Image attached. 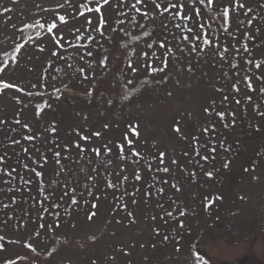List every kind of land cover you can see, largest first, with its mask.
<instances>
[{"label":"rangeland","instance_id":"1","mask_svg":"<svg viewBox=\"0 0 264 264\" xmlns=\"http://www.w3.org/2000/svg\"><path fill=\"white\" fill-rule=\"evenodd\" d=\"M240 2L209 20L195 16L207 13L198 0L175 18L151 0L139 13L135 0H0V69L24 89L0 94V264H264V0ZM97 6L110 28L96 24ZM149 7L154 19L142 16ZM193 43L204 52L189 54ZM162 61L164 73L148 67ZM129 121L139 156L119 152L122 135L135 141ZM105 141L112 150L97 157Z\"/></svg>","mask_w":264,"mask_h":264},{"label":"snow or ice","instance_id":"2","mask_svg":"<svg viewBox=\"0 0 264 264\" xmlns=\"http://www.w3.org/2000/svg\"><path fill=\"white\" fill-rule=\"evenodd\" d=\"M13 2L15 3L16 0H13ZM68 0H65V3H67ZM97 3H99V0H97ZM142 3H145L146 7H148L147 3H146V0H135V3L131 5V8L134 9L137 13H139L141 11V9L139 7H137V5H140ZM197 3V0H163V3H160V2H157V0H151V4L154 6V9L155 10H161L158 14L160 15H163V14H168V13H173V18H175L176 15H179L181 10H184V9H188L191 5ZM198 3L200 5H203L204 8L207 9V13H203V10L199 7H196L194 9V14L196 17H200L202 14L204 15H207V18L209 20H214L215 16L218 14L220 16V19L223 20L225 17H229L230 13H236L238 14L241 10H244L245 9V3H242L240 2V0H223L222 4L220 5V7H217L216 6V3H215V0H198ZM111 4V0H103V5L104 6H109ZM59 7H63L64 5L63 4H58ZM37 7H39V5H37ZM5 12H8V11H11V9H8V8H5L4 9ZM41 11H47L46 9H41ZM90 11H92L90 9ZM115 11V10H113ZM150 11H152V8L149 7L148 10H145L143 13H142V16L143 18H148V19H154V16L153 17H150ZM248 11H251V9H248ZM94 13L95 14H100L98 16H96V24L97 25H104V26H107V28H110L111 27V21L102 13V8L100 6H97L95 7L94 9ZM185 19H191V17H187L185 16L184 17ZM59 20L60 21H64L65 20V17L64 16H60L59 17ZM85 21L88 25H92L93 21L92 19H89V18H85ZM43 26V25H41ZM179 26V25H177ZM165 27H167L165 25ZM204 27V25H201V28ZM54 29H58V25L53 23L51 24L49 27H48V32L49 33H52ZM94 30H97L99 31V28H95ZM107 30V29H106ZM191 30V29H190ZM147 35V33H145ZM100 36H101V39L104 38V32H100ZM52 41H53V47L59 45L61 43V40L57 37H52L51 38ZM183 39L187 40L188 37H183ZM204 43H208L207 40L204 41ZM161 48H164L165 45L164 43H161L159 45ZM21 45H17V51H19L21 49ZM126 47V45H125ZM41 52L44 51V49H40ZM181 51L183 52V49H181ZM189 51V54L191 53H194V52H204V49L203 48H198V46L193 43L191 45V47L188 49ZM227 51V49H225V52ZM49 54L50 56H56L57 53L55 51H52L51 49L49 50ZM86 56L88 57H93V52L91 50L87 51ZM123 55V53H122ZM84 57H81V59H83ZM95 60H97L98 64L103 66L104 65V62L105 60L107 59L106 56H104L103 59L100 58V56H96V57H93ZM162 66L159 67V68H155V67H151L150 65L148 66L150 68V70L155 73V72H160V73H164L165 72V69L168 67V64L164 61L161 62ZM129 67H131V65H129ZM257 68L260 67L259 64L256 65ZM68 68L71 69L72 68V65H68ZM131 70L132 72H136L137 69L135 67H131ZM76 72H79V73H83V68H78V69H75ZM188 71L191 72L192 69L189 67L188 68ZM6 72V69H0V94H3L6 90H10V89H16L17 92H21L23 91V87L20 86L19 82H15V81H10V80H5L4 79V73ZM261 80H264V77H261L260 78ZM161 80H163V77L161 78ZM67 88V85L65 86ZM57 91H59V89H57ZM260 91L262 93H264V87H262L260 89ZM28 95H31V93H28ZM169 96L172 95L171 92L168 93ZM13 99H15V97H13ZM125 99H127V97H125ZM228 97L225 96L224 97V100L227 101ZM249 99H251V97H249ZM17 103H19V101L17 100ZM236 103L239 104L240 101L239 100H236ZM213 111H215V108H214V102H213ZM204 112L206 113H209V116L211 115V113L209 112V108H204ZM217 115L221 116V118H223V113L222 112H217ZM261 116H264V112L260 113ZM188 116L190 117L191 116V113H188ZM85 119H87V117H85ZM184 117H181V120L180 121H176L175 122V125L173 127V131L175 133H180L181 132V127L179 126L182 121H183ZM3 121L0 120V124H2ZM17 124H20V121L17 120L16 121ZM23 127H27V125H23ZM52 131H55L56 128L54 125H50ZM103 127L105 129H107L109 127L108 124H104ZM227 127V125H226ZM129 128H130V131L132 133H134L135 135V141H133L132 139H129L128 136L126 135H122L121 136V139H120V144H119V152L121 153H131L132 155L134 156H139L140 155V152L136 150V148L140 145V138H141V131L139 130L140 129V124L139 122H136L135 124H133V122L129 121ZM204 132H207L208 129L207 128H204L203 129ZM92 137H96V138H100L101 137V133L99 131H95V132H92L91 133V136H87V135H84V136H80V139L83 140V141H88L90 140ZM33 137H28V139H32ZM195 138V137H193ZM18 143V142H17ZM108 143L107 141H105L101 146H95V147H92L91 151L97 156H101L103 153H102V148L106 151H108L109 153L111 152V148L108 147ZM127 144L131 147H128V148H125L124 145ZM154 148H157L158 150V160L159 162L162 164L164 163L165 161V157H166V150H159L158 149V142L157 143H154L152 145ZM77 149L81 152H83V149L80 147L79 144L76 145ZM211 151L215 152L216 149H212ZM197 155H200L199 153H196ZM56 155L58 156L59 153H56ZM185 155H187V153H185ZM121 159H123V157H121ZM202 160H208L209 159V156L205 155V156H202L201 157ZM0 162H3V157H0ZM58 162V161H57ZM171 163L175 164L176 163V160L175 159H172L171 160ZM225 167H227V165H225ZM245 171H248V169H245ZM163 172L165 173H168L169 172V168L168 167H164L163 168ZM36 175H40V173H36ZM205 175L206 176H211L212 175V172H205ZM112 187H115V185H111ZM173 187H175V185H173ZM73 191H75V189H73ZM160 191L162 192L163 189H160ZM177 191H179V188H177ZM91 195V193H90ZM96 199L98 200L99 197H96ZM78 200L73 197L71 199V205L73 206H77L78 207ZM6 207V206H5ZM91 207L92 208H97L98 205L96 203H93L91 204ZM67 212V210H66ZM68 215H71V213H67ZM57 215H59V213H57ZM129 215H131V213H129ZM167 215L171 216L172 213L169 212L167 213ZM181 215H184V213H181ZM96 216V212H91L90 214H88L87 216V219L89 221H91L94 217ZM39 219H43V217H39ZM17 227H19L17 225ZM38 227L40 229H45L46 227L47 228H59L60 227V224L58 222H54V223H51V224H45V223H40L38 225ZM73 227H75V224H73ZM38 235V233H37ZM5 237L3 235H0V240H4ZM167 239V238H165ZM21 243V241L19 239H10L9 240V244L11 245H19ZM25 247L27 248H30L33 252H35V248L32 246L31 243L25 245ZM177 251H179V249L177 248L176 249ZM93 264H95V261H93Z\"/></svg>","mask_w":264,"mask_h":264},{"label":"flooded vegetation","instance_id":"3","mask_svg":"<svg viewBox=\"0 0 264 264\" xmlns=\"http://www.w3.org/2000/svg\"><path fill=\"white\" fill-rule=\"evenodd\" d=\"M236 261H235V263L234 264H242V262H240V260H238V259H235Z\"/></svg>","mask_w":264,"mask_h":264}]
</instances>
